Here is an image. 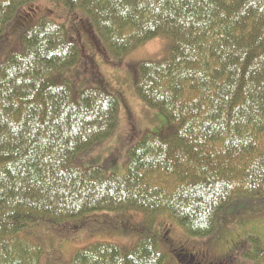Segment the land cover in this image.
<instances>
[{
  "label": "trees",
  "instance_id": "obj_1",
  "mask_svg": "<svg viewBox=\"0 0 264 264\" xmlns=\"http://www.w3.org/2000/svg\"><path fill=\"white\" fill-rule=\"evenodd\" d=\"M39 1L0 0V35ZM51 1L85 15L112 59L170 40L134 79L168 128L129 149L122 176L83 168L78 156L115 130L118 102L105 89L73 95L56 80L79 47L64 22L40 17L0 63V264H41L42 224L78 230L92 214L120 212L143 219L131 248L92 242L67 264H163L173 225L204 239L230 206L264 203V0ZM177 250L180 263L199 254Z\"/></svg>",
  "mask_w": 264,
  "mask_h": 264
},
{
  "label": "rangeland",
  "instance_id": "obj_2",
  "mask_svg": "<svg viewBox=\"0 0 264 264\" xmlns=\"http://www.w3.org/2000/svg\"><path fill=\"white\" fill-rule=\"evenodd\" d=\"M57 6L51 0H41L21 11L19 23L16 19L8 22L0 35V63L19 48L22 33L44 14L51 12L53 19L64 22L68 39L79 47V56L74 65L56 76V80L73 95L88 89H105L118 102L115 130L107 139L80 154L78 162L83 168L99 167L108 174L122 176L129 149L145 133L164 134L168 128L167 117L136 95L134 79L140 62H157L166 56L170 40L160 36L120 59H112L101 52L100 39L85 15ZM142 220L139 213L120 212L92 214L84 218L85 225L78 230L42 224L34 236L44 251L41 264H67L76 250L97 241L129 249L139 236ZM80 221L72 224H80ZM180 246L199 251L194 254L199 261L204 259L202 252L205 253L207 264H257V259L258 264H264V203L239 202L230 206L220 214L214 234L204 239L188 237L173 225L169 243L159 246L165 257L163 264H188L187 261L180 263L176 257L174 251L178 252Z\"/></svg>",
  "mask_w": 264,
  "mask_h": 264
},
{
  "label": "flooded vegetation",
  "instance_id": "obj_3",
  "mask_svg": "<svg viewBox=\"0 0 264 264\" xmlns=\"http://www.w3.org/2000/svg\"><path fill=\"white\" fill-rule=\"evenodd\" d=\"M202 257L205 258V256L203 255ZM188 264H202V262H199L194 256H189L188 258ZM221 264V263H219Z\"/></svg>",
  "mask_w": 264,
  "mask_h": 264
}]
</instances>
